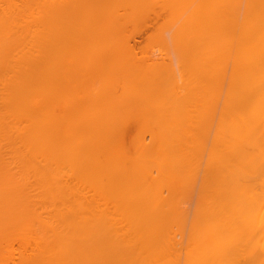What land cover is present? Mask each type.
Instances as JSON below:
<instances>
[{"label":"bare ground","instance_id":"6f19581e","mask_svg":"<svg viewBox=\"0 0 264 264\" xmlns=\"http://www.w3.org/2000/svg\"><path fill=\"white\" fill-rule=\"evenodd\" d=\"M0 264H264V0H0Z\"/></svg>","mask_w":264,"mask_h":264},{"label":"rangeland","instance_id":"374dc122","mask_svg":"<svg viewBox=\"0 0 264 264\" xmlns=\"http://www.w3.org/2000/svg\"><path fill=\"white\" fill-rule=\"evenodd\" d=\"M154 46H156V47L152 48L151 50H152L155 54H159V53L162 54V53L164 52L163 54L168 53V54L170 55V51H169V50L167 51L164 47H163V49H160V48H162V46H159V47H158V45H154ZM160 50H161V51H160ZM156 52H157V53H156ZM159 55H160V54H159ZM166 55H167V54H165V56H166ZM169 55H167V56H169ZM167 56H166V57H167ZM170 56H172V54H171ZM170 56H169V58H170ZM169 58H168V59L166 58L168 62H169ZM167 61H166V62H167ZM168 62H167V63H168ZM132 129H133V128H132ZM151 130H153V129H149V132H148V130H147V131L144 130V131H143L144 133L142 132V133H143V137H144V138L142 139V136H141V139H142V140H140L138 137H136V139H135V138H134V139L137 140V141H138V140H140V141H143V140H144L143 142H145V143H143V144H149V143L152 141V135H153L152 132L154 131V130H153V131H151ZM133 132H134V136L136 135V133H137L136 136H138V130H137V129H136V131H135V129H133ZM133 132H132V134H133ZM153 133H154V132H153ZM140 135H142V134H140ZM182 196L185 197L184 194H182ZM183 200H185V198H184ZM183 200H181L180 202L182 203ZM183 204H184V203H183ZM183 204L181 205L182 208H184V206H185V205L183 206Z\"/></svg>","mask_w":264,"mask_h":264}]
</instances>
